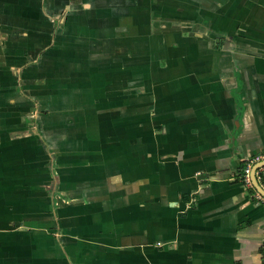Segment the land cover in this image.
Listing matches in <instances>:
<instances>
[{
    "label": "crops",
    "instance_id": "0c3cea01",
    "mask_svg": "<svg viewBox=\"0 0 264 264\" xmlns=\"http://www.w3.org/2000/svg\"><path fill=\"white\" fill-rule=\"evenodd\" d=\"M262 152L264 0H0V264H264Z\"/></svg>",
    "mask_w": 264,
    "mask_h": 264
},
{
    "label": "built area",
    "instance_id": "2783aa9c",
    "mask_svg": "<svg viewBox=\"0 0 264 264\" xmlns=\"http://www.w3.org/2000/svg\"><path fill=\"white\" fill-rule=\"evenodd\" d=\"M260 160H264V152L256 154L255 156L249 158L246 160L243 168H242V174H241V182L246 185L247 187H252V182H251V178H250V170L252 165ZM263 172H264V167L258 168L255 171V177L256 180L258 181V183L261 181V179H263ZM255 196L257 198H261L264 199L262 197V195L257 191ZM262 256H263V260H264V240H263V244H262Z\"/></svg>",
    "mask_w": 264,
    "mask_h": 264
},
{
    "label": "water",
    "instance_id": "95a60500",
    "mask_svg": "<svg viewBox=\"0 0 264 264\" xmlns=\"http://www.w3.org/2000/svg\"><path fill=\"white\" fill-rule=\"evenodd\" d=\"M264 167V160H260L255 162L250 170V178H251V182L253 187L262 195V197L264 198V189L260 186V184L258 183V181L256 180L255 177V171L258 168Z\"/></svg>",
    "mask_w": 264,
    "mask_h": 264
}]
</instances>
